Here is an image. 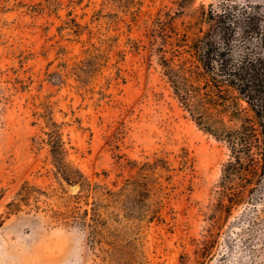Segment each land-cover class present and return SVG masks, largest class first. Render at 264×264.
<instances>
[{"label":"rangeland","instance_id":"374dc122","mask_svg":"<svg viewBox=\"0 0 264 264\" xmlns=\"http://www.w3.org/2000/svg\"><path fill=\"white\" fill-rule=\"evenodd\" d=\"M222 2L264 14V0H0V264L103 262L84 230L53 217L79 186L55 172L51 133L66 172L77 166L123 192L148 188L156 213L139 222L135 243L148 264H264L263 198L234 208L196 257L228 150L182 109L155 53L159 12L180 24L199 4ZM25 184L29 204L10 209Z\"/></svg>","mask_w":264,"mask_h":264},{"label":"trees","instance_id":"16d2710c","mask_svg":"<svg viewBox=\"0 0 264 264\" xmlns=\"http://www.w3.org/2000/svg\"><path fill=\"white\" fill-rule=\"evenodd\" d=\"M178 17L167 11L156 17L160 72L194 123L228 150L216 185L212 222L194 249L201 258L211 250L221 220L234 208L256 207L264 200V14L253 4L222 2L215 7L199 4L180 24ZM49 141L55 172L79 186L53 217L84 230L89 249L102 264H148L135 249L139 222L144 218L150 222L156 213L146 201L148 188L123 192L115 185L92 182L77 166L66 172L58 156L61 138L51 133ZM178 157L180 170L189 169L188 152L183 150ZM30 193L29 185L21 186L9 208L28 205Z\"/></svg>","mask_w":264,"mask_h":264},{"label":"water","instance_id":"95a60500","mask_svg":"<svg viewBox=\"0 0 264 264\" xmlns=\"http://www.w3.org/2000/svg\"><path fill=\"white\" fill-rule=\"evenodd\" d=\"M75 187H76V185H72V186H71V188H75Z\"/></svg>","mask_w":264,"mask_h":264}]
</instances>
